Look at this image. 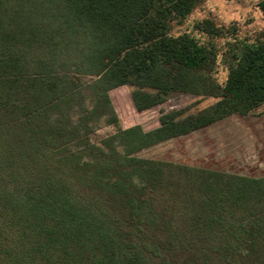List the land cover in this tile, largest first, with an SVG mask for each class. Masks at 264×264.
<instances>
[{"label":"trees","instance_id":"trees-1","mask_svg":"<svg viewBox=\"0 0 264 264\" xmlns=\"http://www.w3.org/2000/svg\"><path fill=\"white\" fill-rule=\"evenodd\" d=\"M199 2L0 0V264H264V176L137 156L264 104V29L222 86L215 45L171 35ZM120 86L138 112L173 94L218 100L121 128Z\"/></svg>","mask_w":264,"mask_h":264},{"label":"rangeland","instance_id":"rangeland-1","mask_svg":"<svg viewBox=\"0 0 264 264\" xmlns=\"http://www.w3.org/2000/svg\"><path fill=\"white\" fill-rule=\"evenodd\" d=\"M260 0H200L190 14L176 25L171 35L188 34L198 42H212L217 48V61L212 74L219 85H224L232 61L244 43L255 42L264 29V16L259 11ZM210 18L218 26L237 27L234 35L209 39L197 31L195 23ZM132 88L120 86L108 92L121 128L139 125L143 130L158 126L161 112L183 110L196 113L214 104V97L189 93L173 94L162 104L138 112L130 93ZM113 131L104 126L93 136L97 140ZM139 157L179 165L212 170L251 178L264 176V104L246 115H231L209 126L186 135L166 140L137 154Z\"/></svg>","mask_w":264,"mask_h":264}]
</instances>
